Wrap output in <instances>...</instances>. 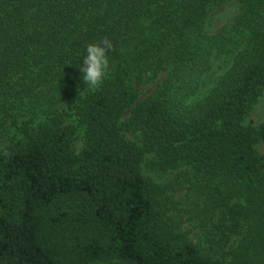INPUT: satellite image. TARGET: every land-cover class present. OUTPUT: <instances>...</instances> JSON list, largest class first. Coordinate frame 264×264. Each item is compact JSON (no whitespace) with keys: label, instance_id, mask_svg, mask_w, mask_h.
Instances as JSON below:
<instances>
[{"label":"trees","instance_id":"1","mask_svg":"<svg viewBox=\"0 0 264 264\" xmlns=\"http://www.w3.org/2000/svg\"><path fill=\"white\" fill-rule=\"evenodd\" d=\"M104 37L90 90L80 68ZM263 93L264 0H0V264H264V124L247 123ZM146 155L202 182V247L165 219Z\"/></svg>","mask_w":264,"mask_h":264},{"label":"rangeland","instance_id":"2","mask_svg":"<svg viewBox=\"0 0 264 264\" xmlns=\"http://www.w3.org/2000/svg\"><path fill=\"white\" fill-rule=\"evenodd\" d=\"M240 5L232 1L213 9L206 22V32L214 35L219 29L228 25L238 14ZM221 62L217 63L219 66ZM218 72L209 73L202 79L204 87L200 90L203 94L217 82L218 78L227 69V64ZM163 80V78H162ZM161 80V81H162ZM152 86L141 87L143 98L151 93ZM125 120V119H124ZM247 123L255 127L264 124V93L254 106ZM122 135L141 146V136L137 132L129 131L122 127ZM75 150L79 152L83 147V130H79L75 141ZM259 154L264 155V142L256 146ZM189 167L180 164L174 168L163 170L153 155H146L142 163V172L152 182L156 183L163 191V211L175 231L186 234L195 244L202 247V212L205 205L207 191L202 188V182L194 177ZM189 172H191L189 174ZM95 264H122L119 261L97 262Z\"/></svg>","mask_w":264,"mask_h":264},{"label":"clouds","instance_id":"3","mask_svg":"<svg viewBox=\"0 0 264 264\" xmlns=\"http://www.w3.org/2000/svg\"><path fill=\"white\" fill-rule=\"evenodd\" d=\"M112 48L113 44L107 37L86 46V55L83 57L80 70L83 73L85 85L90 90H95L102 84L109 69L107 53Z\"/></svg>","mask_w":264,"mask_h":264}]
</instances>
